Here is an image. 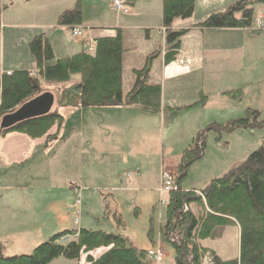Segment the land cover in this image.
<instances>
[{
    "label": "crops",
    "instance_id": "1",
    "mask_svg": "<svg viewBox=\"0 0 264 264\" xmlns=\"http://www.w3.org/2000/svg\"><path fill=\"white\" fill-rule=\"evenodd\" d=\"M76 1L0 0V76L19 70L36 75L28 51V43L36 36L48 40L54 59L59 60L86 52V49L94 53L97 39L114 37L119 31L124 95L133 86V72L143 68L149 55L159 52L150 63L148 84L160 86V112L150 114L135 105L82 109L77 106L78 99L73 102L75 96L67 93L69 89H79L78 75L72 76L64 87L43 84L41 94L48 92L53 96L50 113L60 115V126H52L39 138L19 132L0 135V228L14 226L18 230L4 233L7 239L18 237L23 241L27 227L21 224L25 216L11 209L8 201L12 203V198L25 206L31 200L43 201V196L60 192L64 200L50 202L62 203L64 213L65 206L67 211L70 209L66 201L74 194V188L81 191L104 187L109 190L107 197L112 191L123 190L137 191L152 201V196L158 192L162 196L161 171L168 169L176 174L183 150L197 134L204 133L207 137L211 127L215 128L212 132H217L218 127L228 128L239 120L233 117L243 112L246 115L251 109L244 110L241 106L247 93L237 84L246 65L249 76L245 85H259L261 91L264 85V30H204L196 26L209 14L221 12L239 0H195L191 18L175 20L171 25L172 31L187 32L180 38L175 60L167 64L164 62L165 39L160 34L165 32L162 0H122L129 13L114 15L104 26L83 21L82 13L80 39L72 37L66 27L56 23L57 17L72 8ZM258 15L264 17V5L254 7L253 22ZM236 91L241 93L239 100L231 98ZM207 108L212 110L209 117L205 113ZM174 113L185 115L181 127H176L173 120L171 127H162L166 116L170 118ZM219 114L223 118L217 119ZM130 131L133 134H128ZM159 131H162V142L167 133L173 145V150L166 153L162 149L160 158L156 153L147 152L149 147L155 148ZM52 135H55L54 140L45 144L46 138ZM127 172L139 176L127 181L123 178ZM209 181L205 178L200 189ZM26 194L29 196L24 198ZM3 197L8 201H2ZM162 197L166 200L167 196ZM193 206H190L192 211ZM42 219V214L34 210L33 220ZM208 242L201 241L200 246L226 261L207 245Z\"/></svg>",
    "mask_w": 264,
    "mask_h": 264
},
{
    "label": "trees",
    "instance_id": "2",
    "mask_svg": "<svg viewBox=\"0 0 264 264\" xmlns=\"http://www.w3.org/2000/svg\"><path fill=\"white\" fill-rule=\"evenodd\" d=\"M256 5H264V0L236 1L221 12L209 14L196 26L204 30L252 31ZM194 6L195 0H162L166 64L175 60L180 38L187 32L172 31L171 25L175 20L191 18ZM56 23L68 30L80 28L81 1L77 0L72 8L63 11ZM28 51L36 75L27 70H19L0 76V117L14 112L22 104L41 94L43 84L64 87L74 75L80 77L79 89H69L67 93L75 96L73 102L78 99L77 106L82 109L135 105L150 114L160 112V86L148 84L150 63L157 52L148 56L142 69L133 72L134 83L131 90L126 95L122 93L123 48L119 31L114 37L97 39L94 53L82 52L55 60L50 43L41 35L28 43ZM235 93L231 98L239 100L240 91ZM200 103L201 101L198 104ZM249 114L256 117L257 112L247 110L246 115ZM61 123L60 115L49 113L2 130L0 135L19 132L39 138L52 126H60ZM261 125L262 122L252 125L247 118H243L233 121L225 130ZM210 130L214 131L215 128L211 127ZM54 138L55 135L48 136L45 144ZM204 145L205 134L200 133L183 150L174 175L177 191L166 195L165 223L160 226L159 234L165 242L168 241L169 234L178 238L179 245L170 246L174 251V264H201L202 256L206 253L210 255L213 264H264V145L247 155L241 163L230 167L222 177L212 179L199 191H183L180 182L186 169L202 158ZM74 190L79 189L74 188L73 192ZM192 204L200 207V217H196L190 209ZM183 206L187 207L186 212H182ZM113 217L117 225H120V219L115 214ZM226 226H237L239 229L238 256L222 261L198 243L219 238ZM66 237H71V240L59 243ZM148 237L152 243L150 231ZM99 249H103V253L97 258L89 254ZM147 251L137 248L127 236L121 234L72 229L52 235L30 254L5 257L0 250V264H49L57 258L78 261L82 255H86V264H155L148 258Z\"/></svg>",
    "mask_w": 264,
    "mask_h": 264
},
{
    "label": "rangeland",
    "instance_id": "3",
    "mask_svg": "<svg viewBox=\"0 0 264 264\" xmlns=\"http://www.w3.org/2000/svg\"><path fill=\"white\" fill-rule=\"evenodd\" d=\"M112 1L81 0L83 21L95 26H104L114 19V15H126L116 12L112 7ZM160 34L165 39V32ZM240 74L237 84L239 88H242V92L245 90L247 93L242 98L241 106H244V110L250 107L249 111H257L258 113L254 117L251 114L245 115L243 112V114L236 115L237 117L233 118H247L252 125L258 122H262L263 125L251 126L246 129L237 128L235 130H225L224 127H218L217 129L219 130L217 132H208L207 137H205L203 156L186 169V174L180 182L182 189H200L205 178L211 181L212 178L222 177L227 173V169L241 163L247 155L264 145V85L262 91L259 85L258 87L245 85L244 82L249 76V67L247 65ZM260 94H263L261 99L259 98ZM211 111L207 108L205 112L207 117H209ZM169 116L170 118L166 116L164 119L165 123L162 127H171L170 123L172 120L176 123V127H181V119L185 118L184 114L174 113ZM221 118L223 117L219 114L217 119ZM128 134H133V132L130 131ZM162 149L166 153L173 150V145L171 135L165 133L162 142V131H159L155 148L149 147L147 152L149 155L156 153V156L160 158ZM166 171L169 170L167 169ZM169 172L175 175L172 171ZM122 180L125 184L123 178ZM110 183L111 181L108 184ZM94 184L97 185V181H94ZM103 188L91 187L88 190H81L79 198L81 204L79 206L76 205V194H72L66 201L70 209L67 211L65 206L64 213L62 203L54 205L50 202L64 200L65 196L60 192L43 196V201L34 203L31 200L25 206L16 203V198H12L11 203L3 197L2 201H8L11 204V209L16 211V214L22 213L19 216H25V220L21 224L27 227L25 228L26 235L23 241L18 237L8 239L5 237L4 233L8 234L18 231L16 227L7 226L3 228L2 226L0 228V250L2 255L8 257L30 254L35 247L46 242L54 234L72 229H76V231L78 229H90L127 236L139 249H160L164 254L163 264H174V251L170 246L179 245V240L176 236L169 234L168 241L165 242L162 235L159 234V228L165 222L166 203L165 197H162L163 194L161 196L158 192L157 195L152 196L154 197L153 201L134 190L112 191V195L107 197L106 194L109 190H104ZM28 196L26 194L24 198ZM192 205H194L195 216L200 217V207L198 204ZM34 210L42 214V221L33 220ZM114 214L120 219V225H117L113 217ZM75 217L78 218V224H74ZM149 231L152 243L148 237ZM69 240H71V237H66L60 240L59 243H66ZM207 241H209L207 245L215 249L224 260L238 256L239 229L237 226H226L223 228L219 238L207 239ZM198 244L200 245V242ZM101 253H103V249L94 250L89 254L93 258H97ZM85 257L86 255H82L78 261L57 258L49 264H86L84 263Z\"/></svg>",
    "mask_w": 264,
    "mask_h": 264
},
{
    "label": "built area",
    "instance_id": "4",
    "mask_svg": "<svg viewBox=\"0 0 264 264\" xmlns=\"http://www.w3.org/2000/svg\"><path fill=\"white\" fill-rule=\"evenodd\" d=\"M112 7L115 9L116 12L118 13H124L127 14L128 13V7L126 6V4L124 3V1L122 0H113L112 1ZM254 29L259 31V30H264V17H262L261 15H258L254 25H253ZM69 32L71 34L72 37L74 38H78L80 39L82 36L81 30L80 28H74V29H69ZM86 52H91L90 50L86 49ZM139 174L138 173H125L123 175V178L127 181L138 177ZM160 180H161V193L163 195H167L170 192H174L177 191V185L175 182V176L169 172L166 171L165 169L161 171L160 173ZM198 195H200L199 192ZM74 194H76V205L79 206L80 203V190H74ZM201 196V195H200ZM187 211V207L183 206L182 207V212H186ZM77 213V212H76ZM78 218L75 217L74 218V224H78ZM147 256L149 259H151L155 264H163V260H164V254L160 249H156V250H148L147 251ZM201 264H213L211 257L208 253L204 254L202 256L201 259Z\"/></svg>",
    "mask_w": 264,
    "mask_h": 264
},
{
    "label": "water",
    "instance_id": "5",
    "mask_svg": "<svg viewBox=\"0 0 264 264\" xmlns=\"http://www.w3.org/2000/svg\"><path fill=\"white\" fill-rule=\"evenodd\" d=\"M53 96L45 92L22 104L14 112L5 115L0 121V130H6L24 121L39 118L50 113Z\"/></svg>",
    "mask_w": 264,
    "mask_h": 264
}]
</instances>
